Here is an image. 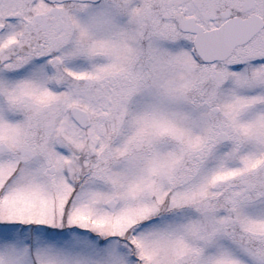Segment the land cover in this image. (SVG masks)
<instances>
[{
	"label": "snow or ice",
	"instance_id": "snow-or-ice-1",
	"mask_svg": "<svg viewBox=\"0 0 264 264\" xmlns=\"http://www.w3.org/2000/svg\"><path fill=\"white\" fill-rule=\"evenodd\" d=\"M0 264H264V0H0Z\"/></svg>",
	"mask_w": 264,
	"mask_h": 264
}]
</instances>
